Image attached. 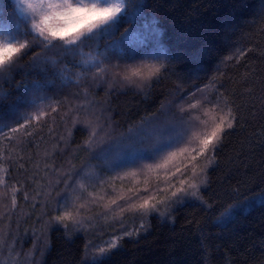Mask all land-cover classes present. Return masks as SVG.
I'll return each instance as SVG.
<instances>
[{
	"label": "trees",
	"instance_id": "1",
	"mask_svg": "<svg viewBox=\"0 0 264 264\" xmlns=\"http://www.w3.org/2000/svg\"><path fill=\"white\" fill-rule=\"evenodd\" d=\"M135 3L133 26L143 32L155 20L163 55L153 42L139 46L135 61L123 58L127 15L75 51L65 52L60 41L45 46L25 35L30 19L23 21L14 0H0V25L15 30L19 18L16 39L29 44L0 73V262L22 264L33 253L39 264H92V249L117 237L101 264H264V0ZM140 62L165 67L151 81L123 80ZM213 105L221 114L231 107L237 119L209 154L214 162L201 177L199 199L187 196L145 215L120 214L124 201L105 208L143 186L130 176L105 201L80 199L82 191L77 199L79 180L113 184L124 157L158 163L163 149L154 148L201 131ZM40 111L47 115L39 122L11 131ZM149 179L166 188L162 177L159 184ZM72 197L79 204L64 211L79 208L78 222L55 221Z\"/></svg>",
	"mask_w": 264,
	"mask_h": 264
},
{
	"label": "snow or ice",
	"instance_id": "2",
	"mask_svg": "<svg viewBox=\"0 0 264 264\" xmlns=\"http://www.w3.org/2000/svg\"><path fill=\"white\" fill-rule=\"evenodd\" d=\"M14 2L23 21L27 22L30 19V29L25 35H33L34 40L42 39L45 46H54V42L60 41L65 52L75 51L85 40L90 39L101 30H111L117 25L122 15H127L131 31L130 28H125L124 33L121 34L124 47L127 49V55L123 57L124 59L135 61L136 57L141 55V52L137 51L139 46L153 42L156 45L157 56L163 55L165 51L163 46L159 44L160 30L155 26V20H153L151 28L145 25L143 32L133 26V18L139 14L135 0H109L105 3H100L98 0L91 3L88 0H75V2L74 0H14ZM13 23L16 25L15 30L9 27L0 28V34L7 33L10 37L7 41L0 39V73L6 66H11L29 48L27 40L20 42L16 39L21 20L17 18ZM164 67L165 65L156 62L130 64L122 79L129 83H135L137 80L141 82L151 81L154 77L159 76ZM103 70L97 68L98 72ZM21 102L34 103V101H27L23 98H21ZM225 104L227 105L226 101ZM216 107L217 105H213L205 114L210 116L211 123L207 119L204 120V127L201 131L192 132L186 140L181 135L176 138H169L166 143L156 146L154 148L156 152L164 148L171 150L167 151L158 163L147 166L142 187L133 186L129 188V195L121 193L116 198L110 199L105 208L111 209L112 206H118V201H124L127 207L120 208V214L125 211H132L145 215L151 211H159L161 204L171 203L187 196L199 199L200 185L206 183V180L201 177L206 175L208 166L214 162V157L209 158V154L215 153L217 145L226 134V130L232 129L237 119L231 107L223 114L216 112ZM12 110L15 111L14 106ZM53 111L56 109L54 108ZM46 115L40 111L38 115L29 117V119L24 120V124L11 129V131H18L19 128L28 126L33 120L39 122L41 117ZM0 131H2V127H0ZM201 159L207 161L203 167H200ZM137 175L138 173L135 171L125 173V176L133 178ZM149 177H155L157 184L161 182L162 177V182L166 184V188L153 187ZM2 183L3 178L0 177V184ZM13 204H15V198H13ZM231 207L226 209L225 213H229ZM79 212V208L74 211H64L54 217V220L57 222H78L76 217ZM126 235L131 236L132 233L128 232ZM118 239L113 237L107 248H98V255H94L92 264H101V260L105 258V253L117 247Z\"/></svg>",
	"mask_w": 264,
	"mask_h": 264
},
{
	"label": "rangeland",
	"instance_id": "3",
	"mask_svg": "<svg viewBox=\"0 0 264 264\" xmlns=\"http://www.w3.org/2000/svg\"><path fill=\"white\" fill-rule=\"evenodd\" d=\"M74 2H75V0H74ZM88 2H90V3L91 2H97V0H88ZM98 2L105 3V2H109V0H98ZM0 28H3V26L0 25ZM0 39L7 41L10 38L6 35V33H2V34H0ZM164 141L166 143L167 138H165ZM170 150H171L170 148H164L161 151L160 156L162 157L163 155H165L167 153V151H170ZM113 159H115V157ZM125 161L127 163H125ZM123 162L125 163V167L123 168V170L120 171L119 173H115V174L111 175V177H113L112 180H114V181H112L113 184L105 183V182H102L101 180H99V181L92 180V181H87V182H84V179L79 180L80 187H79V191L77 192V199H79V197L81 196V191H82L83 196L80 197V199L84 198L85 200H88L89 198H91L93 200H96V199L100 198V201H105L108 199V197H113L116 195V191H115L114 187H116L117 189L118 188L124 189L126 187V184H125L126 180L136 179L139 182L143 183V181L145 179L146 172H147V166L151 165V164H148L147 166H144L143 163L140 165H136L135 163L129 162V160H127V157L123 158ZM134 171L137 172L138 175L135 178L130 176L129 179H127V176H125V173H131ZM121 177H123V179H121ZM152 178H154V177H151V179ZM133 183H134V181L131 182L130 186ZM128 185H127V187H128ZM85 188L87 190H84ZM75 190L77 191V189H75ZM65 200H66V202H63L61 204V206L58 207V208H60L61 212H64V208H67L68 205L70 207H73V206L76 207V205H73V203L79 204L78 202H74L75 201L74 197H72L71 199L66 198ZM68 203H71V204H68ZM112 240H113V237L112 238L108 237V238L103 239V241H101V242H99V244H97V247L95 249H92V254L98 255L97 249L100 247L107 248L108 245L112 242ZM0 263L1 264H20L21 262H20V259L17 261L16 258H13L11 262H0ZM39 263H40L39 258L34 259L33 253H28L26 255L25 261L22 264H39Z\"/></svg>",
	"mask_w": 264,
	"mask_h": 264
}]
</instances>
